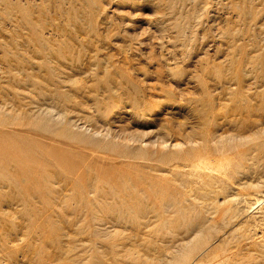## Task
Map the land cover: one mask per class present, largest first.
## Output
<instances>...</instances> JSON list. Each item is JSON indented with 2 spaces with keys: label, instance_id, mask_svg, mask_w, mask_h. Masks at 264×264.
<instances>
[{
  "label": "rangeland",
  "instance_id": "374dc122",
  "mask_svg": "<svg viewBox=\"0 0 264 264\" xmlns=\"http://www.w3.org/2000/svg\"><path fill=\"white\" fill-rule=\"evenodd\" d=\"M264 264V0H0V264Z\"/></svg>",
  "mask_w": 264,
  "mask_h": 264
},
{
  "label": "bare ground",
  "instance_id": "6f19581e",
  "mask_svg": "<svg viewBox=\"0 0 264 264\" xmlns=\"http://www.w3.org/2000/svg\"><path fill=\"white\" fill-rule=\"evenodd\" d=\"M155 264H157V263H155ZM179 264H183V263H179Z\"/></svg>",
  "mask_w": 264,
  "mask_h": 264
}]
</instances>
